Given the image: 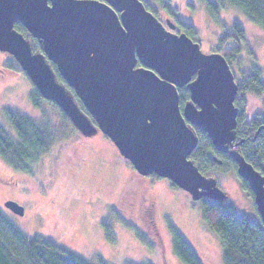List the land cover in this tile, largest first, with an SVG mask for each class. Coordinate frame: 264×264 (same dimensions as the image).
Wrapping results in <instances>:
<instances>
[{
	"label": "water",
	"instance_id": "obj_1",
	"mask_svg": "<svg viewBox=\"0 0 264 264\" xmlns=\"http://www.w3.org/2000/svg\"><path fill=\"white\" fill-rule=\"evenodd\" d=\"M17 23L40 40L43 54L32 51ZM167 25L176 28L169 20ZM0 51L10 54L41 96L55 102L83 134L100 129L140 175L166 178L194 201L205 195L226 200L217 181L190 157L199 144L192 127L219 150L235 139L234 74L223 55L205 54L187 34L166 30L141 0H0ZM48 61L96 127L57 82ZM186 86L190 101L181 110L179 89ZM235 159L264 222V175L244 156ZM5 207L24 215L17 201L8 200Z\"/></svg>",
	"mask_w": 264,
	"mask_h": 264
},
{
	"label": "rangeland",
	"instance_id": "obj_2",
	"mask_svg": "<svg viewBox=\"0 0 264 264\" xmlns=\"http://www.w3.org/2000/svg\"><path fill=\"white\" fill-rule=\"evenodd\" d=\"M149 1L166 30L180 35L181 23L193 25V39L205 54H221L219 39L230 34L226 43L242 46L241 56L229 63L235 82L253 66L261 70L264 81V31L242 12L228 8L213 17L203 0H164L170 9ZM168 20L176 24L174 30L168 27ZM234 24L243 30L241 44L233 39L237 33ZM13 60L0 51V123L14 135L4 115L5 109H12L39 123L51 120L57 134L53 147L28 173L15 171L0 157V210L10 220L28 236L53 240L90 264L99 260L106 264H182L173 254L170 221L188 238L202 264H223L221 239L203 221L201 201H194L166 178L140 175L100 129L82 134L47 100L35 109L31 94L36 86L23 71L14 73L7 68ZM244 102L247 120L264 113V95L248 96ZM185 103H180L181 110ZM208 172L205 176L217 181L228 203L255 217L253 197L230 165L214 166ZM152 199L155 212L150 218L145 208L151 207ZM8 200L22 205L24 215L8 210ZM134 226L146 243L137 238ZM106 228L112 230L114 241L107 240Z\"/></svg>",
	"mask_w": 264,
	"mask_h": 264
},
{
	"label": "trees",
	"instance_id": "obj_3",
	"mask_svg": "<svg viewBox=\"0 0 264 264\" xmlns=\"http://www.w3.org/2000/svg\"><path fill=\"white\" fill-rule=\"evenodd\" d=\"M141 1L147 10L155 15L157 14L156 8L149 0ZM152 1L160 7L170 9L164 0ZM203 1L208 5V10L213 17H217L222 10L228 8L237 9L250 22L264 31V0ZM234 27L238 34L236 33L233 39L240 43V40L244 39L243 30L238 24H234ZM15 29L31 43L34 53H44L40 40L33 38L22 25L19 23L15 24ZM180 31L192 38L196 35L194 26L189 23H181ZM229 36L231 37L230 34H223L219 39L217 49L221 51L228 63L232 64L241 56L242 46L231 47L226 43V39L228 40ZM48 63L55 72L57 82L66 88L75 106L87 116L93 125L97 126L94 117L84 107L74 90L67 85L57 71L56 66L49 61ZM7 66L8 69H13L14 73L23 71L15 59L12 64ZM261 75V70L253 66L248 71L242 72L243 77L240 82L236 80L238 94L235 99V105L238 109V125L235 134L238 139L245 138L246 140L238 152L257 171L264 175V113L261 112V114L254 115L251 120H247L244 102V99L248 96L260 97L264 95V81L261 79ZM179 95L181 105L189 101V91L186 87L179 89ZM43 100L45 99L36 87L31 94V102L35 109L42 108L41 102ZM50 103L60 109L61 113L67 118L66 120L72 123L71 119L55 102ZM4 115L9 120L14 130V135L0 123V157L15 171L28 173L38 160L53 147L56 140L57 126L51 120L39 123L29 115L12 109H5ZM193 128L199 137V144L190 159L204 175L209 173L208 171L211 167L232 165V160L218 152L213 141L205 132L199 128ZM260 128L261 130H259ZM215 158H221L223 164L221 166L218 165ZM153 176L156 179H160L157 175L153 174ZM243 184L250 191L247 184L245 182ZM250 194L252 195L251 191ZM200 204L203 221L221 239L223 264H264V222L257 211L255 217L250 214L240 213L233 204L228 203L226 200L220 201L208 196ZM167 226L172 239V250L175 257L182 264H202L197 251L192 247L185 234L170 221L167 222ZM130 228H133V226H130ZM105 233L108 241H114L115 235H113L110 228H106ZM135 234L139 240L146 243L145 237L136 230V227ZM0 264L90 263L61 247L53 240L39 236H28L0 210ZM98 264L106 263L99 260ZM126 264L150 263L128 262Z\"/></svg>",
	"mask_w": 264,
	"mask_h": 264
},
{
	"label": "flooded vegetation",
	"instance_id": "obj_4",
	"mask_svg": "<svg viewBox=\"0 0 264 264\" xmlns=\"http://www.w3.org/2000/svg\"><path fill=\"white\" fill-rule=\"evenodd\" d=\"M181 33H183V32H181ZM190 37V36H189ZM191 39H193L192 37H190ZM193 41H194V39H193ZM185 88V87H184ZM186 88H187V86H186ZM188 89V88H187ZM238 94V93H237ZM189 100H190V98H189ZM236 106V105H235ZM237 108V107H236ZM237 117H238V115H237ZM237 125H238V122H237ZM96 127V126H95ZM237 128V127H236ZM78 129V128H77ZM236 130V129H235ZM259 130H261V128L259 129ZM78 131H80L79 129H78ZM81 132V131H80ZM82 133V132H81ZM259 133V132H258ZM257 133V134H258ZM83 134V133H82ZM241 140H244L243 141V143L242 144H238V142L239 141H241ZM245 138H240V139H238L237 137H236V134H235V139L233 140V141H231L230 143L229 142H227V143H225V146H226V150H219V149H217L218 150V152L220 153V154H222V155H226V157L230 160H232V165H230V167H232L235 171H236V173L238 174V163H237V161H236V159H235V155H241V156H243L242 154H240L239 152H238V150L240 151V149L242 148V146L245 144ZM218 160H220V162L217 160L216 162H217V164L218 165H222L223 164V160L221 159V158H217ZM128 160V159H127ZM129 161V160H128ZM137 171V170H136ZM151 176H153V175H151ZM239 178L241 179V182H245L246 184H247V186H248V188L250 189V187H249V185H248V183L246 182V181H244L240 176H239ZM171 184L172 185H174L172 182H171ZM175 186V185H174ZM177 187V186H176ZM185 191V190H184ZM251 191V190H250ZM252 192V191H251ZM186 193H188V192H186ZM189 194V193H188ZM190 195V194H189ZM248 195L250 196L251 194L250 193H248ZM206 197V195L201 199V200H199V201H202L204 198ZM252 197H253V201H254V195H253V192H252ZM145 200V199H144ZM198 201V202H199ZM253 201H252V204H254L255 205V208H256V211L258 212V210H257V206H256V204H255V201H254V203H253ZM150 204H151V207L150 208H148V207H146L145 208V211H146V215L147 216H149L150 218H152L153 217V215H154V212H155V210L153 209V206H154V204H155V202H154V200L152 199V200H150ZM259 214V213H258ZM153 219H151V221H152ZM153 222V221H152Z\"/></svg>",
	"mask_w": 264,
	"mask_h": 264
}]
</instances>
